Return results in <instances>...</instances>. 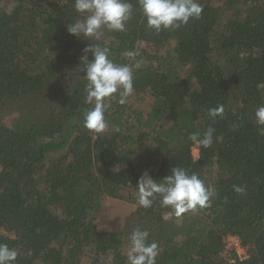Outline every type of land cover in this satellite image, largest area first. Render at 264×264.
<instances>
[{
  "label": "trees",
  "instance_id": "obj_1",
  "mask_svg": "<svg viewBox=\"0 0 264 264\" xmlns=\"http://www.w3.org/2000/svg\"><path fill=\"white\" fill-rule=\"evenodd\" d=\"M130 2L125 31L91 41L67 31L82 18L74 0H0V243L17 250L14 264H128L139 228L159 245L156 264H264V0H196L198 19L159 32ZM92 43L115 63L141 62L99 134L82 124ZM209 127L210 147L189 139ZM172 167L213 187L207 207L176 217L159 197L136 203L142 172L159 181ZM107 198L124 204L111 231L96 224ZM229 237L245 260L226 257Z\"/></svg>",
  "mask_w": 264,
  "mask_h": 264
},
{
  "label": "clouds",
  "instance_id": "obj_2",
  "mask_svg": "<svg viewBox=\"0 0 264 264\" xmlns=\"http://www.w3.org/2000/svg\"><path fill=\"white\" fill-rule=\"evenodd\" d=\"M138 3L147 28L156 32L179 28L188 24L190 19H198L203 12L202 5L196 0H138ZM132 8L130 0H74V10L82 18L68 23L67 31L77 38L83 37L91 41L99 40L105 29L123 32L126 22L131 18ZM83 53L80 57V70L86 81L85 103L89 107L82 114V124L86 130L99 134L108 127L106 112L110 101L117 100L123 105L132 95L133 67L139 68L141 62L136 61L132 66L115 63L110 58L107 47L94 43L85 47ZM88 53L92 55L91 60ZM125 55L132 60L138 53L128 51ZM223 114V105L208 110V115L213 119L222 117ZM255 117L259 125H264V106L257 108ZM214 131L209 127L202 136L200 133H193L189 139L208 148L213 144ZM169 173L157 181L148 170L142 172L136 183V203L140 207H151L159 197L162 207L171 208L175 216L180 217L188 211L208 206L214 189L205 185L197 173L190 174L182 167H172ZM242 190L236 188L237 192ZM129 240L128 264H156L160 248L157 242H149L147 230H133ZM17 256L15 248L0 243V264H14Z\"/></svg>",
  "mask_w": 264,
  "mask_h": 264
},
{
  "label": "rangeland",
  "instance_id": "obj_3",
  "mask_svg": "<svg viewBox=\"0 0 264 264\" xmlns=\"http://www.w3.org/2000/svg\"><path fill=\"white\" fill-rule=\"evenodd\" d=\"M192 152H193L194 158L197 159L199 157V151H198L197 146L193 147ZM121 203L122 202L115 200V199H112V200H110L109 198L106 199V205H105L104 209L100 212L99 217H98L97 222H96V224L99 225L100 229L111 231V230H115L118 228L117 226H115L113 216L118 211H120L124 208V204H121ZM238 244H239V240L237 238H235V237L228 238V240H227V252L225 254L227 258H229L228 253H231V251L233 249L236 250L238 247H239V249L242 247V246H239ZM242 248L244 251L247 252V250L244 249V247H242ZM87 264H89V263H87Z\"/></svg>",
  "mask_w": 264,
  "mask_h": 264
},
{
  "label": "built area",
  "instance_id": "obj_4",
  "mask_svg": "<svg viewBox=\"0 0 264 264\" xmlns=\"http://www.w3.org/2000/svg\"><path fill=\"white\" fill-rule=\"evenodd\" d=\"M238 245L241 246V245H240V242H239ZM240 249H241V250H240ZM240 249H239V247L236 249L237 257H238L241 261H243V260H245V259L248 257V254H247L246 251L243 250L242 247H241Z\"/></svg>",
  "mask_w": 264,
  "mask_h": 264
}]
</instances>
